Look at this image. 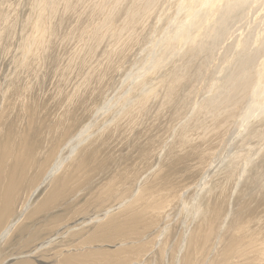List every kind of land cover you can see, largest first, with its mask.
Here are the masks:
<instances>
[{"label":"rangeland","instance_id":"rangeland-1","mask_svg":"<svg viewBox=\"0 0 264 264\" xmlns=\"http://www.w3.org/2000/svg\"><path fill=\"white\" fill-rule=\"evenodd\" d=\"M64 1L66 3H63ZM74 1L75 0H0V144L4 147V138L7 136L6 133L9 128L11 130L8 132V135H11V137L14 136V139H12L11 142L12 148L10 147V152L7 151L5 154L3 151L4 148L0 146V156H2V160L4 162L3 165H0V169L3 170L0 173V178L2 179V181L0 180V203L3 204L6 201L8 192V188L6 187L9 186L4 185L8 183L6 180L11 178L10 172H13L12 169L15 170V173L23 174V170L25 168H22L20 162L23 164V162H26L27 160L15 163L16 160L14 161V158L16 157V150H19V148L24 146L27 150L26 154L29 156L31 153L32 156L33 152L36 151L37 154L35 155H37V159L39 157V162H37L38 164L43 161L45 154L52 153V156H54L52 157L54 161L52 160L45 171L40 174L41 176L39 177V180L38 178L32 179L31 176H34L33 174L26 178L25 185L27 187L24 185L21 188L19 195L15 199L13 205L14 207L12 208L8 206L0 210V264H109L114 261V264H139V262H142L143 264H174L173 256L177 254L176 246L184 237L187 236L188 240L191 234L190 231L194 230L195 227L197 232L203 234L200 237L202 245L208 244L210 241V245L208 246L210 252L207 254L208 259L205 261V264L211 262V256H213L214 249L218 244L217 238L220 237V226H217L216 229L209 225L208 228L209 223L206 221V218L203 219L205 217L203 216L204 214L207 215L211 213L212 204H208V202L213 201V203L221 209V221L218 225H221L223 220V222H226L227 226L231 220L233 221L235 219L233 221L234 224L236 219H238L237 217L240 218V216H242L239 214L244 213L246 210L247 213L254 211L259 213L256 205L260 200H262L261 202H264L263 192L257 191L256 189L250 194L242 191L245 185L244 181H242L243 173L238 174L237 180H234V182L229 179L236 173V171L232 168L236 166L239 157H244L243 163L246 164L250 158L252 160L257 159L260 155L259 152H261L264 148V70H262L264 69V0H244V2L243 0H240L238 4L230 5L232 9L226 5L227 3L225 0ZM122 1H125V3ZM72 2L74 3L72 4ZM76 3L77 5H75ZM217 3L221 8L217 6V8L214 9ZM61 4L63 5V8ZM58 5L61 6L59 7ZM212 5L215 6L213 7ZM224 5H226V7ZM245 5L247 6L245 7ZM55 7L57 8L53 9ZM70 7L72 10L74 9V12L70 10ZM222 7H225L224 10ZM227 7H229L228 10ZM218 8L219 11H221L220 9L223 11L219 13ZM200 10L205 11L202 13ZM225 10H227V15ZM229 10L232 12H235L236 10L237 13H232ZM198 11L201 13H198ZM223 13L226 16H223ZM164 14L166 16H164ZM241 14L244 17H242ZM63 17H68L69 19L65 20ZM150 18L153 21H151ZM193 18L199 21V24ZM228 18L231 19L229 20ZM152 22L155 26L151 24ZM132 23H134L137 28L132 26ZM138 23H141V25ZM163 23L166 25L164 26ZM229 24H233V26L231 25L233 28ZM148 25L150 27H148ZM159 25H161L160 28H158ZM187 25L191 26L188 27ZM203 25L206 26L204 27ZM166 26L170 27L167 28ZM131 27L133 28L131 29ZM219 27L223 28L221 29ZM139 28H142L143 30H140ZM156 28H158L157 31ZM134 29L138 31L134 32ZM149 29L153 32V34L150 33ZM203 29L204 32L202 33ZM216 29H218L217 32ZM146 30H149V32L147 31L149 34ZM209 30L212 32V35ZM232 30L233 32H231ZM181 31H183V33ZM159 32L161 33L159 34ZM124 33L125 36H123ZM220 34L223 35L225 40ZM128 35H131V37ZM140 38H143L144 40H140ZM227 38L231 40L228 42ZM121 39L128 46L123 43ZM146 40H149L150 42L152 41L151 43L153 44L147 42ZM175 41H177V44ZM144 42H147V44ZM182 43L190 46H186L185 44L182 45ZM170 45H173V47ZM180 45L182 46L180 47ZM191 46L192 48H189ZM149 48H153V50ZM148 50L152 53L150 54ZM230 50L231 55H229ZM220 51L222 53H220ZM173 52L175 54H172ZM177 52L179 53L177 54ZM183 53L184 55L186 53L184 58ZM244 53L247 56H251V58L248 57L249 59H247V56L244 57ZM154 54L156 55L154 56ZM169 54L174 56H169ZM124 55L127 57H123ZM145 55L146 57H144ZM168 57L171 58V60H168ZM252 57L256 59L254 60ZM250 59H253L254 62ZM217 60L218 62H216ZM225 60L228 63L225 62ZM249 60L251 62H249ZM173 64H176V66ZM228 64H230V66H227ZM252 65H255L256 67H253ZM258 65H260L261 68H259ZM239 66H241V68ZM169 67L173 68L170 69ZM220 67H224L225 69H221ZM195 68L197 69V72H194ZM185 69L187 71H185ZM165 72H168V74H165ZM217 73L220 75L217 76ZM222 73L224 74L222 75ZM169 74H171V76H169ZM228 74L229 76H227ZM254 74H257L256 78L254 77ZM148 75H150V77ZM103 76L106 78L111 76L112 78L108 77V79H106L103 78ZM220 76H223V78ZM257 76L260 77L258 78ZM151 77L153 81L151 80ZM163 77L165 78V81L163 80ZM107 80L111 83L109 82L107 84ZM246 81L248 83H246ZM192 83L195 84L193 85ZM254 83L260 89L254 86ZM143 85L144 87L146 86V91L143 89ZM159 86H161V88H159ZM251 87H253V89ZM136 88L144 91L141 90L140 92ZM162 88L165 95L162 92ZM135 89L139 92L136 93ZM156 89H158L159 93ZM174 90L178 91L175 92ZM155 91L158 94L155 93ZM167 91L171 92V95H174L171 99H169L168 102L170 103H182L188 96L192 99V102H189L191 104L188 103L186 106L183 105L184 108L182 106L176 107L179 112L182 108L183 111L181 113V117L178 118V121L180 118L181 120L176 123L172 129L165 125L166 121L170 117V110L161 120H159V118H153L158 111L157 108L159 107L162 97L167 96ZM175 93H177V95H175ZM248 93L249 95L247 97ZM100 94H102V96ZM140 95L142 96L141 98ZM242 95L247 98L242 99ZM195 99H198L199 101L197 100L196 102ZM74 102L76 104H74ZM153 102H156V104ZM230 102L231 104L233 103L231 106L228 105ZM26 103H28V105H26ZM138 103L139 105H137ZM127 106L133 110L126 108ZM29 108L35 109V113H37V117L31 125L29 123L31 122L28 111ZM71 108L75 109L72 110ZM77 108H79V110H77ZM248 109L249 113H246L248 112ZM71 110L72 113L69 112ZM109 111H111V113H109ZM123 112L127 115L125 116ZM128 112H130V114ZM147 112H149L151 116H149V113ZM137 113L139 115H137ZM192 113H194V115ZM21 114L23 117L21 116L22 119L20 121L19 117ZM112 114H116L114 115L116 116V119L113 118L114 116ZM217 114H220V116L216 117ZM133 117L143 119L139 120V118H134L133 123ZM151 117L152 119L149 120ZM185 118L187 122L185 121ZM118 119L123 120H120L119 122ZM128 119L130 120L127 121ZM147 120L151 122L147 124ZM88 121L90 124H88ZM140 121L143 122V125ZM181 121H184V123L179 125ZM144 122L148 126L144 125ZM15 123H17L18 126H16L17 124ZM25 124L28 126H25ZM251 126H256V128L247 137L245 131H247V129ZM17 130H20V133ZM88 130L91 133H89ZM3 131L5 134H2ZM16 133L19 134L16 135ZM40 133L43 134V136L40 135ZM179 134H183L186 140L190 139L192 136L200 138V147L201 149L205 148V151L203 152L202 157H198L195 160L198 162L197 164L195 161L192 163L187 161L186 158H183L181 152L175 151L176 137L180 136ZM39 135L41 137L38 138L37 136ZM149 135V139H152V142L148 139ZM214 135L216 136L214 137ZM23 138L24 141H27L24 142ZM48 140L51 142L48 143ZM220 140L224 145H222ZM31 142L32 144H29ZM252 142L256 143L253 144ZM241 143H243V147H240ZM218 144L221 145L218 146ZM36 145L39 146L37 147ZM41 145L44 147V150ZM54 145H58V148ZM222 148L226 149V151ZM130 149L133 150L131 151ZM217 149H219L220 153H218ZM211 152L213 153L211 154ZM77 158L79 159L76 160ZM84 160L86 162L81 165ZM175 161H179L180 164H182L178 166L174 165V167L171 166L169 168L172 171V174L169 177L171 187L166 185L167 179H165L162 182H158L157 186L159 184L161 186L157 191L148 193L143 199L138 201L142 202V206L147 207L145 218L147 219L148 216L151 217L150 219H147L148 221L151 220L150 222L145 219V221L142 220L144 222H142L143 225L138 234L132 229H128L125 232L118 234L115 231L112 232L110 228H107V218L109 215L113 214V211L116 210V206L121 204L127 206L129 202L131 203L134 199H137L136 197L138 196V192H140L145 186L151 184V182H154V177L157 175L159 170H161L165 165L173 164ZM58 162L60 163L56 166ZM229 163L233 164L229 166ZM80 165L81 167H86V171L84 172L86 174V181L84 180V173L80 176ZM156 166L158 167L155 168ZM211 166L217 167V170H223L228 174V177L224 176V178L215 182L214 176L222 174L223 171H218V173L211 175ZM53 168H56L57 170L48 180H46L48 176L46 173H49L50 169ZM73 170L76 171V176L80 178L75 179L69 185L70 189L64 191V189L54 186L56 185L55 180ZM4 171L6 172L5 174L3 173ZM207 173L211 176L208 178L204 186L200 187L199 184ZM229 173L232 174L229 175ZM149 175L151 178H149ZM15 178H17V175H15ZM150 179H153V181ZM125 180H127V182ZM210 181H212V183ZM163 182L164 185L161 184ZM133 183L134 185H132ZM39 184L40 187H38ZM189 185L192 186L189 187ZM202 188L203 190L197 193V190ZM194 190L196 194L194 193ZM242 192L244 195H242ZM127 196L128 198H126ZM196 199L198 201H196ZM184 201L186 202L184 203ZM188 204L190 205L188 206ZM150 208L153 209V212ZM122 209L116 210L115 212H120ZM143 209H145V207H137L138 212L143 211ZM123 213L125 216L128 215L127 212ZM148 213H152V215H149ZM163 214L164 216H170H166L169 217L166 218ZM228 214L231 216L224 221ZM173 219L174 221L172 222ZM179 220L182 222L185 220L186 222H183L185 225L182 226V222L180 223ZM193 221L194 223H192ZM164 223L167 225L165 226ZM150 224L152 226H150ZM17 225H20V227ZM159 226H163V228H165L160 230L161 227L159 228ZM172 226H174V228ZM152 227H155V229ZM143 228L146 232H144ZM170 229H172V232ZM176 229H178L179 232ZM166 231H169L168 233L170 234ZM206 231L209 233L207 234ZM153 232L159 234L155 235ZM3 234L4 237H2ZM138 235H140V237ZM164 236L168 237L165 239ZM168 238L173 239L169 240ZM162 241H167L166 243H169L168 245L166 243L164 245ZM159 247L161 248L159 249ZM164 250L166 252H164ZM86 253L90 256H85ZM123 253L124 255H122ZM165 253L167 254V259ZM158 256L163 261H160ZM131 257L133 260H131ZM140 258L142 260H140ZM145 259H149L150 261L147 260L146 262L148 263H145ZM26 261L28 262L26 263Z\"/></svg>","mask_w":264,"mask_h":264},{"label":"bare ground","instance_id":"bare-ground-1","mask_svg":"<svg viewBox=\"0 0 264 264\" xmlns=\"http://www.w3.org/2000/svg\"><path fill=\"white\" fill-rule=\"evenodd\" d=\"M75 1H77V0H75ZM74 1V2H75ZM154 1V0H153ZM182 1V0H181ZM196 1V0H195ZM200 1V0H199ZM198 1V2H199ZM203 1H205V0H203ZM208 1V0H207ZM220 1V0H219ZM226 1V5L227 6H229L230 7V5H235V4H238V2L240 1V0H225ZM247 1V0H246ZM57 2V1H56ZM60 2V1H59ZM68 2H70V1H68ZM74 2H72V4L74 3ZM78 2V1H77ZM122 2H124L125 3V1H122ZM140 2V1H139ZM178 2V1H177ZM197 2V3H198ZM243 2H244V0H243ZM63 3H66L65 1L63 2ZM183 3H184V1H183ZM223 3H225V2H223ZM55 4H57V3H55ZM54 4V5H55ZM87 4V3H86ZM161 4V3H160ZM169 4V3H168ZM200 4V3H199ZM204 4V3H203ZM212 4H214V3H212ZM220 4V3H219ZM222 4V3H221ZM62 5V4H61ZM60 5V6H61ZM64 5H66V4H64ZM75 5H77V3L75 4ZM126 5V4H125ZM171 5H172V3H171ZM226 5H224L225 7H226ZM56 6V5H55ZM59 6V5H58ZM59 6V7H60ZM128 6V5H127ZM126 6V7H127ZM132 6V5H131ZM136 6V5H135ZM177 6H178V4H177ZM205 6V5H204ZM213 6V5H212ZM215 6V5H214ZM213 6V7H214ZM217 6L218 7H220L219 5H218V3H217V5L214 7V9L215 8H217ZM247 5H245V7H246ZM13 7H14V5H13ZM58 7V8H59ZM73 7V6H72ZM133 7V6H132ZM139 7H140V5H139ZM171 7V6H170ZM173 7H175V6H173ZM224 7V8H225ZM229 7H227V10L229 9ZM232 7H235V6H232ZM263 7V6H262ZM57 7H55V8H53V9H56ZM62 8H63V5H62ZM128 8H129V6H128ZM177 8H179V7H177ZM194 8V7H193ZM209 8V7H208ZM210 8H211V5H210ZM209 8V9H210ZM221 8V7H220ZM223 8V7H222ZM224 8H223V10H224ZM231 8V7H230ZM248 8V7H247ZM79 9H80V7H79ZM145 9V8H144ZM208 9V10H209ZM213 9V8H212ZM232 9V8H231ZM240 9V8H239ZM250 9V8H249ZM70 10L71 11H73L72 9H71V7H70ZM195 10V9H194ZM221 11H223L222 9H220ZM227 10H225V12L227 11ZM259 10V9H258ZM54 11V10H53ZM58 11H59V9H58ZM176 11V10H175ZM201 11V10H200ZM205 11V10H204ZM204 11H201L202 13H204ZM210 11V10H209ZM213 11V10H212ZM218 11H219V8H218ZM221 11H219V13L221 12ZM230 11V10H229ZM247 11L249 12V10L247 9ZM24 12V11H23ZM74 12V11H73ZM78 12V11H77ZM141 12H142V9H141ZM144 12V11H143ZM192 12V11H191ZM193 12H195V11H193ZM201 12H199L198 11V13H201ZM230 12H232V11H230ZM235 12H236V10H235ZM235 12H232V13H235ZM261 12V11H260ZM69 13V12H68ZM137 13V12H136ZM216 13V12H215ZM237 13V12H236ZM252 13V12H251ZM135 14V13H134ZM147 14V13H146ZM172 14H173V12H172ZM195 14V13H194ZM194 14H192V15H194ZM246 14V13H245ZM75 15H76V13H75ZM200 15V14H199ZM207 15H208V12H207ZM206 15V16H207ZM226 15H227V12H226ZM224 13H223V16H226ZM228 15H232V14H228ZM236 15V14H235ZM77 16V15H76ZM137 16V15H136ZM164 16H166L165 14H164ZM169 16V15H168ZM173 16V15H172ZM201 16V15H200ZM210 16H211V14H210ZM241 16L242 17H244L242 14H241ZM249 16V15H248ZM70 17V16H69ZM139 17V16H138ZM141 17V16H140ZM170 17V16H169ZM218 17V16H217ZM236 17V16H235ZM241 17V18H242ZM63 18H65V17H63ZM181 18V17H180ZM208 18V17H207ZM211 18V17H210ZM223 18H226V17H223ZM233 18V17H232ZM66 19H69L68 17L67 18H65V20ZM117 19V18H116ZM141 19H142V17H141ZM147 19H149V18H147ZM170 19H171V17H170ZM169 19V20H170ZM194 19V18H193ZM201 19V18H200ZM212 19V18H211ZM229 20L231 19V18H228ZM238 19V18H237ZM75 20V19H74ZM150 20L151 21H153L151 18H150ZM192 20V19H191ZM194 20H196V19H194ZM233 20V19H232ZM231 20V21H232ZM143 21H146V20H143ZM167 21V20H166ZM180 21V20H179ZM197 21V20H196ZM195 21V22H196ZM208 21V20H207ZM216 21V20H215ZM198 22V24H199V21H197ZM217 22V21H216ZM144 23V22H143ZM166 23V22H165ZM192 23H194V22H192ZM191 23V24H192ZM204 23V22H203ZM225 23V22H224ZM251 23V22H250ZM21 24V23H20ZM139 25H141V23H138ZM137 24V25H138ZM151 24H153V22L151 23ZM164 24V23H163ZM162 24V25H163ZM170 24V23H169ZM172 24V23H171ZM205 24V23H204ZM220 24V23H219ZM234 24V23H233ZM233 24H231L232 26H233ZM7 25V24H6ZM129 25V24H128ZM154 25V24H153ZM166 24H164V26H165ZM202 25V24H201ZM206 25H207V23H206ZM205 25V26H206ZM214 25H215V23H214ZM230 25V24H229ZM230 25V26H231ZM130 26V25H129ZM132 26H135L136 27V25H134V23H132ZM155 26V25H154ZM160 26L161 25H159L158 26V28H160ZM172 26V25H171ZM182 26V25H181ZM183 26H184V24H183ZM188 26V25H187ZM191 26V25H190ZM190 26H188V27H190ZM197 26V25H196ZM199 26V25H198ZM204 26V25H203ZM204 26V27H205ZM231 26V27H232ZM148 27H150L149 25H148ZM167 27V26H166ZM168 27H170V26H168ZM167 27V28H168ZM179 27V26H178ZM116 28V27H115ZM133 27H131V29H132ZM137 28V27H136ZM158 28H156V31L158 30ZM200 28V27H199ZM201 28H203V27H201ZM219 28H221V27H219ZM218 28V29H219ZM223 28V27H222ZM221 28V29H222ZM229 28V27H228ZM233 28V27H232ZM243 28V27H242ZM123 29H125V28H123ZM140 29V28H139ZM142 29V28H141ZM140 29V30H141ZM182 29H184V28H182ZM188 29V28H187ZM207 29V28H206ZM218 29H216V32H217V30ZM220 29V30H221ZM235 29V28H234ZM233 29V30H234ZM143 30V29H142ZM150 30V29H149ZM149 30H146V32L148 31L149 32ZM155 30V29H154ZM165 30V29H164ZM168 30V29H167ZM170 30V29H169ZM208 30V29H207ZM207 30H205V31H207ZM212 31H213V29H211ZM233 30L231 31V32H233ZM255 30V29H254ZM135 31H138V30H135L134 29V32ZM156 31H154V32H156ZM185 31H186V29H185ZM188 31V30H187ZM195 31V30H194ZM197 31V30H196ZM210 31V30H209ZM224 31V30H223ZM237 31V30H236ZM249 31V30H248ZM139 32H141V31H139ZM147 32V33H148ZM182 33H183V31H181ZM204 32V29H203V31H202V33ZM211 32V31H210ZM213 32H215V31H213ZM221 32H222V30H221ZM225 32H226V30H225ZM249 32H251V31H249ZM141 33H143V32H141ZM150 33H152L153 34V32H151V30H150ZM161 32H159V34H160ZM187 33V32H186ZM189 33V32H188ZM193 33H197V32H193ZM199 33V32H198ZM201 33V32H200ZM219 33V32H218ZM127 34V33H126ZM138 34V33H137ZM140 34V33H139ZM144 34H145V32H144ZM149 34V33H148ZM173 34H176V33H173ZM210 34V33H209ZM208 34V35H209ZM221 34H223V33H221ZM220 34V35H221ZM237 34V33H236ZM239 34V33H238ZM111 35V34H110ZM165 35V34H164ZM185 35V34H184ZM195 35V34H194ZM211 35H212V32H211ZM214 35V34H213ZM224 35V34H223ZM223 35H221V37L222 38H224L223 37ZM123 36H125V33H124V35ZM129 36V35H128ZM128 36H127V38H128ZM225 36H227V35H225ZM231 36V35H230ZM129 37H131V35L129 36ZM148 37V36H147ZM161 37V36H160ZM196 37V36H195ZM212 37V36H211ZM237 37V36H236ZM240 37V36H239ZM111 38L113 39V37L111 36ZM119 38H120V36H119ZM122 38V37H121ZM126 38V37H125ZM151 38V37H150ZM159 38V37H158ZM167 38V37H166ZM173 38V37H172ZM178 38H180V37H178ZM188 38V37H187ZM252 38V37H251ZM123 39V38H122ZM122 39H121V41H122ZM133 39V38H132ZM141 39H143V38H140V40ZM160 39V38H159ZM182 39H184V38H182ZM193 39V38H192ZM221 39V38H220ZM228 39V38H227ZM240 39V38H239ZM117 40V39H116ZM119 40V39H118ZM144 40V39H143ZM155 40H157V39H155ZM172 40H174V39H172ZM224 40H225V38H224ZM229 40H231V39H228V42H229ZM129 41V40H128ZM147 42H150L149 40H146ZM160 41V40H159ZM191 41H193V40H191ZM261 41V40H260ZM123 42V41H122ZM133 42V41H132ZM143 42V41H142ZM147 42L145 43V44H147ZM152 42V41H151ZM150 42V43H151ZM164 42H166V41H164ZM169 42V41H168ZM178 42H179V40H178ZM186 42V41H185ZM189 42V41H188ZM123 43H125V42H123ZM172 43V42H171ZM175 43L177 44V41H175ZM190 43H192V42H190ZM222 43V42H221ZM126 44V43H125ZM124 44V45H125ZM129 44V43H128ZM144 44V45H145ZM151 44H153V43H151ZM157 44V43H156ZM163 44H165V43H163ZM179 44V43H178ZM185 44V43H184ZM183 43H182V45H184ZM225 44V43H224ZM127 45V44H126ZM137 45H139V44H137ZM141 45H143V44H141ZM148 45H149V43H148ZM166 45V44H165ZM168 45V44H167ZM182 45H180V47L182 46ZM186 45V44H185ZM229 45V44H228ZM128 46V45H127ZM130 46V45H129ZM132 46V45H131ZM135 46V45H134ZM147 46V45H146ZM152 46V45H151ZM162 46V45H161ZM164 46V45H163ZM169 46V45H168ZM170 46H172L173 47V45H170ZM186 46H190V45H186ZM225 46H227V45H225ZM123 47V46H122ZM135 47H137V46H135ZM150 47V46H149ZM177 47L179 48V46L177 45ZM216 47V46H215ZM221 47H223V46H221ZM228 47H230V46H228ZM124 48V47H123ZM167 48H169V47H167ZM177 48V50L179 51V49ZM186 48V47H185ZM189 48H192V46L191 47H189ZM225 48V47H224ZM245 48V47H244ZM131 49V48H130ZM141 49V48H140ZM149 49H152L153 50V48H149ZM171 49V48H170ZM173 49V48H172ZM216 49V48H215ZM228 49V48H227ZM246 49V48H245ZM119 50V49H118ZM154 50H156V49H154ZM183 50H184V48H183ZM219 50V49H218ZM217 50V51H218ZM224 50H226V49H224ZM237 50V49H236ZM264 50V49H263ZM49 51V50H48ZM51 51V50H50ZM122 51V50H121ZM125 51V50H124ZM142 51V50H141ZM149 51V50H148ZM147 51V52H148ZM159 51V50H158ZM175 51H176V49H175ZM192 51V50H191ZM216 51V52H217ZM246 51V50H245ZM255 51V50H254ZM126 52H127V50H126ZM219 52V51H218ZM217 52V53H218ZM226 52V51H225ZM262 52V51H261ZM121 53V52H120ZM120 53H118L119 55H120ZM149 53L151 54L152 52H150L149 51ZM179 52H177V54H178ZM189 53V52H188ZM220 53H222L221 51H220ZM241 53V52H240ZM255 53H257V52H255ZM128 54V53H127ZM126 54V55H127ZM147 54V53H146ZM172 54H175L174 52L172 53ZM172 54H169V56L170 55H172ZM242 54V53H241ZM247 54V53H246ZM259 54V53H258ZM264 54V53H263ZM126 55H124L123 57H125ZM134 55V54H133ZM156 54H154V56H155ZM164 55V54H163ZM183 55H184V53H183ZM185 55H186V53H185ZM185 55L183 56V58L185 57ZM188 55V54H187ZM229 55H231V50H230V52H229ZM260 55V54H259ZM262 55V54H261ZM120 56H122V55H120ZM136 56V55H135ZM159 56V55H158ZM172 56H174V55H172ZM176 56V55H175ZM182 56V55H181ZM247 55H245V53H244V57H246ZM263 56V55H262ZM261 56V57H262ZM127 57V56H126ZM125 57V58H126ZM144 57H146V55L144 56ZM160 57V56H159ZM166 57V56H165ZM217 57H219V56H217ZM223 57H225V56H223ZM227 57H229V56H227ZM248 57H250L251 58V56H247L246 58L247 59H249ZM132 58V57H131ZM138 58H142V57H138ZM148 58H150V57H148ZM182 58V57H181ZM212 58V57H211ZM243 58V57H242ZM253 59H254V57H252ZM135 59V58H134ZM145 59V58H144ZM143 59V60H144ZM147 59V58H146ZM168 60L170 59L171 60V58H167ZM224 59H226V58H224ZM233 59V58H232ZM236 59H238V58H236ZM251 60V61H253L254 62V60L256 59H254V60ZM135 60H137V59H135ZM184 60V59H183ZM207 60V59H206ZM238 60H240V59H238ZM243 60V59H242ZM249 60V62H251ZM82 61V60H81ZM142 61V60H141ZM140 61V62H141ZM181 61H182V59H181ZM229 61V60H228ZM245 61V60H244ZM146 62H148V61H146ZM151 62V61H150ZM216 62H218V60L216 61ZM225 62H227L226 60H225ZM229 62H231V61H229ZM259 62V61H258ZM82 63V62H81ZM155 63V62H154ZM165 63H166V61H165ZM174 63H175V61H174ZM214 63V62H213ZM228 63V62H227ZM226 63V64H227ZM256 63V62H255ZM144 64V63H143ZM177 64V63H176ZM176 64H173L174 66H176ZM215 64V63H214ZM232 64V63H231ZM248 64H252V63H248ZM257 64H259V63H257ZM141 65V64H140ZM178 65V64H177ZM213 65V64H212ZM224 65V64H223ZM223 65H221V66H223ZM233 65V64H232ZM244 65V64H243ZM242 65V66H243ZM146 66V65H145ZM171 66V65H170ZM227 66H230V64H228ZM253 66V65H252ZM259 66V68H261L260 67V65H258ZM232 67V66H231ZM230 67V68H231ZM240 68H241V66H239ZM253 67H256L255 65L253 66ZM161 68V67H160ZM167 68V67H166ZM170 68V67H169ZM171 68H173V67H171ZM170 68V69H171ZM181 68V67H180ZM221 68V67H220ZM224 68V67H223ZM223 68H221V69H223ZM228 68V67H227ZM246 68V67H245ZM258 68V67H257ZM263 68H264V66H263ZM169 69V70H170ZM182 69V68H181ZM225 69V68H224ZM233 69V68H232ZM247 69V68H246ZM251 69V68H250ZM254 69V68H253ZM166 70V69H165ZM227 70V69H226ZM229 70V69H228ZM231 70V69H230ZM244 71H246L245 69H243ZM243 70H241V71H243ZM262 70H264V69H262ZM171 71V70H170ZM169 71V72H170ZM185 71H187L186 69H185ZM189 71V70H188ZM194 71V70H193ZM210 71V70H209ZM253 71V70H252ZM259 71V70H258ZM108 72V71H107ZM178 72V71H177ZM194 72H197V69L195 68V71ZM213 72V71H212ZM220 72V71H219ZM218 72V73H219ZM232 72H233V70H232ZM254 72H256V71H254ZM261 72V71H260ZM159 73V72H158ZM173 73V72H172ZM171 73V74H172ZM179 73V72H178ZM216 74L217 76L218 75H220V74ZM224 73H226V72H224ZM224 73H222V75L224 74ZM229 73V72H228ZM235 73V72H234ZM252 73V72H251ZM107 74V73H106ZM156 74V73H155ZM165 74H168V72H165ZM171 74H169V76H171ZM245 74V73H244ZM253 74V73H252ZM260 74V73H259ZM94 75V74H93ZM114 75V74H113ZM151 75V74H150ZM150 75H148L149 77H150ZM198 75V74H197ZM215 75V76H216ZM246 75V74H245ZM255 75V74H254ZM257 75V74H256ZM256 75L254 76L255 78H256ZM104 76H106V75H104ZM103 76V78H106V77H104ZM160 76V75H159ZM181 76V75H180ZM202 76V75H201ZM205 76V75H204ZM227 76H229V74L227 75ZM239 76H241V75H239ZM264 76V75H263ZM108 77H111V76H108ZM108 77L106 78V79H108ZM206 77H207V75H206ZM220 77H222L223 78V76H220ZM232 77V76H231ZM242 77V76H241ZM244 77V76H243ZM258 78L260 77V76H257ZM91 78V77H90ZM101 78H102V76H101ZM100 78V79H101ZM112 78V77H111ZM158 78V77H157ZM157 78H156V80H157ZM167 78V77H166ZM172 78H173V76H172ZM225 78V77H224ZM233 78V77H232ZM234 78H235V76H234ZM237 78V77H236ZM264 78V77H263ZM106 79H105V81H106ZM159 79V78H158ZM179 79V78H178ZM182 79H184V78H182ZM195 79V78H194ZM102 80V79H101ZM110 80V79H109ZM151 80H152V77H151ZM159 80H161V79H159ZM163 80L165 81V78L163 77ZM162 80V81H163ZM181 80V79H180ZM222 80V79H221ZM239 80V79H238ZM259 80V79H258ZM103 81H104V79H103ZM111 81V80H110ZM109 81V82H110ZM146 81V80H145ZM148 81V80H147ZM153 81V80H152ZM169 81H171V80H169ZM189 81V80H188ZM206 81V80H205ZM210 81V80H209ZM212 81V80H211ZM228 81V80H227ZM243 81V80H242ZM102 82V81H101ZM100 82V83H101ZM108 82V80H107V84L109 83ZM149 82H150V80H149ZM148 82V83H149ZM167 82V81H166ZM172 82V81H171ZM187 82V81H186ZM218 82V81H217ZM236 82H238V81H236ZM250 82H252V81H250ZM106 83H104V84H106ZM111 83V82H110ZM141 83V82H140ZM147 83V82H146ZM174 83V82H173ZM246 83H248L247 81H246ZM106 84V85H107ZM144 84V83H143ZM150 84V83H149ZM193 84V83H192ZM195 84V83H194ZM193 84V85H194ZM255 84V83H254ZM105 85V86H106ZM110 85V84H109ZM144 85H147V84H144ZM144 85L142 86V87H144ZM172 85V84H171ZM177 85V84H176ZM203 85V84H202ZM250 85V84H249ZM260 85V84H259ZM148 86V85H147ZM152 86V85H151ZM167 86V85H166ZM173 86V85H172ZM171 86V87H172ZM253 86V85H252ZM254 86H256V87H258L256 84L254 85ZM86 87H87V84H86ZM86 87H84V88H86ZM110 87V86H109ZM146 87V86H145ZM145 87L143 88L144 90H145ZM171 87H169V88H171ZM177 87V86H176ZM221 87V86H220ZM80 88H81V86H80ZM79 88V89H80ZM89 88V87H88ZM138 88H140V87H138ZM138 88H136V89H138ZM147 88H149V87H147ZM158 88V87H157ZM159 88H161V86H159ZM179 88V87H178ZM252 89H253V87H251ZM250 88V89H251ZM259 88V87H258ZM103 89H105V88H103ZM110 89V88H109ZM124 89V88H123ZM136 89H135V92L137 93V92H141V90H137L136 91ZM165 89V88H164ZM176 89V88H175ZM186 89V88H185ZM199 89V88H198ZM260 89V88H259ZM262 89V88H261ZM81 90H83V89H81ZM88 90V89H87ZM144 90H142V91H144ZM157 90V92H158V89H156ZM167 90H169V89H167ZM172 90V89H171ZM258 90V89H257ZM84 91H86V90H84ZM146 91V90H145ZM147 91H149V90H147ZM164 91H166V90H164ZM175 91V90H174ZM173 91V92H174ZM178 91V90H177ZM177 91H175V92H177ZM199 91V90H198ZM256 91V90H255ZM264 91V90H263ZM4 92V91H3ZM154 92V91H153ZM156 91H155V93H157ZM162 92H163V88H162ZM168 92V91H167ZM186 92V91H185ZM193 92V91H192ZM262 92V91H261ZM101 93V92H100ZM144 93V92H143ZM145 93H147V92H145ZM159 93V92H158ZM157 93V94H158ZM160 93H161V90H160ZM181 93V92H180ZM187 93V92H186ZM107 94H109V93H107ZM139 94H142V93H139ZM147 94H149V93H147ZM152 94V93H151ZM154 94V93H153ZM163 94H164V92H163ZM192 94V93H191ZM208 94V93H207ZM259 94V93H258ZM101 96H102V94H100ZM116 95V94H115ZM132 95H135V94H132ZM165 95V94H164ZM163 95V96H164ZM167 96H165V97H162V99H161V101H160V103H159V107L157 108V112H156V114L153 116V118L154 119H156V118H159V120H161V119H163L164 118V116L169 112V110H170V117H169V119L166 121V123H165V125L167 126V127H170L171 129L175 126V124L176 123H178L180 120H181V118H180V120L178 121V118L179 117H181V113H182V109L184 108L183 107V105L184 106H186V104H188L190 101L192 102V99L190 98V96H188L187 98H186V100L185 101H183L182 103H178V102H176V103H170V102H168L169 101V99H171L174 95H171V92H168L167 94H166ZM175 95H177V93H175ZM181 95V94H180ZM179 95V96H180ZM194 95V94H193ZM248 95H249V93L247 94V97H248ZM261 95V94H260ZM119 96V95H118ZM137 96V95H136ZM139 96V95H138ZM80 97H81V95H80ZM142 96L140 95V98H141ZM178 97V96H177ZM185 97V96H184ZM197 97V96H196ZM246 96H244V95H242L241 96V98L242 99H246L247 98ZM263 97V96H262ZM175 98V97H174ZM180 98V97H179ZM183 98V97H182ZM199 98V97H198ZM261 98V97H260ZM264 98V97H263ZM134 99V98H133ZM159 99V98H158ZM194 99V98H193ZM227 99V98H226ZM131 100V99H130ZM135 100V99H134ZM138 100V99H137ZM197 100L198 99H195V101L197 102ZM239 100H240V96H239ZM259 100V99H258ZM72 101V100H71ZM128 101V100H127ZM139 101V100H138ZM141 101V100H140ZM159 101V100H158ZM194 101V102H195ZM199 101V100H198ZM204 101V100H203ZM31 102V101H30ZM61 102V101H60ZM137 102V101H136ZM142 102V101H141ZM148 102H149V100H148ZM147 102V103H148ZM195 102V103H196ZM238 102V101H237ZM257 102V101H256ZM83 103V102H82ZM125 103H126V101H125ZM124 103V104H125ZM129 103V102H128ZM127 103V104H128ZM154 103V102H153ZM74 104H76L75 102H74ZM126 104V105H127ZM149 104V103H148ZM154 104H156V102L154 103ZM189 104H191V103H189ZM233 104V103H232ZM231 104V102L228 104L229 106H231L232 105ZM26 105H28V103H26ZM79 105V104H78ZM129 105V104H128ZM137 105H139V103L137 104ZM25 106V105H24ZM31 106V105H30ZM69 106V105H68ZM76 106V105H75ZM83 106V105H82ZM125 106V105H124ZM129 106H131V105H129ZM150 106V105H149ZM152 106V105H151ZM178 106H182L183 108L181 109V111L179 112V110H177L176 109V107H178ZM25 107H27V106H25ZM36 107V106H35ZM118 107V106H117ZM146 107V106H145ZM154 107H157V106H154ZM37 108V107H36ZM68 108V107H67ZM126 108H130V107H126ZM125 108V109H126ZM138 108V107H137ZM141 108V107H140ZM196 108V107H195ZM62 109V108H61ZM70 109V108H69ZM72 109V108H71ZM75 109V108H74ZM74 109H72V110H74ZM130 109H132V108H130ZM135 109H136V107H135ZM135 109H134V111H135ZM139 109V108H138ZM25 110V109H24ZM23 110V111H24ZM42 110V109H41ZM66 110V109H65ZM64 110V111H65ZM72 110L71 111H69V112H71L72 113ZM77 110H79V108H77ZM87 110V109H86ZM116 110H119V109H116ZM133 110V109H132ZM29 114H30V119H31V122H29L30 123V125H31V123L32 122H34V119L37 117V113H35V109H31V108H29ZM56 111V110H55ZM63 111V110H62ZM115 111V110H114ZM128 111H130V110H128ZM134 111H132V112H134ZM147 111V110H146ZM145 111V112H146ZM193 111V110H192ZM7 112V111H6ZM37 112H39V111H37ZM51 112V111H50ZM76 112H78V111H76ZM116 112V111H115ZM144 112V111H143ZM142 112V113H143ZM55 113V112H54ZM65 113V112H64ZM75 113V112H74ZM84 113V112H83ZM102 113H103V111H102ZM109 113H111V111H109ZM129 114H130V112H128ZM138 113H139V111H138ZM137 113V115H139ZM147 113H149V112H147ZM146 113V114H147ZM155 113V112H154ZM246 113H249V109H248V112H246ZM14 114H16V113H14ZM17 114H19V113H17ZM51 114V113H50ZM122 114V113H121ZM120 114V115H121ZM123 114H124V112H123ZM128 114V115H129ZM193 115H194V113H192ZM53 115V114H52ZM59 115V114H58ZM57 115V116H58ZM63 115V114H62ZM72 115V114H71ZM113 115V114H112ZM114 115H116V114H114ZM113 115V116H114ZM125 116L127 115V114H124ZM149 116H151V114L149 113L148 114ZM196 115H197V113H196ZM248 115V114H247ZM7 116H9V115H7ZM21 116H22V114L20 115V121H21ZM56 116V117H57ZM74 116V115H73ZM75 116H76V114H75ZM110 116V115H109ZM124 116V117H125ZM145 116V115H144ZM143 116V117H144ZM217 116H220V114H217L216 115V117ZM3 117H4V115H3ZM23 117V116H22ZM64 117V116H63ZM68 117V116H67ZM111 117V116H110ZM132 117V116H131ZM192 117V116H191ZM190 117V118H191ZM202 117V116H201ZM1 118V117H0ZM6 118V117H5ZM15 118V117H14ZM18 118V119H19ZM74 118V117H73ZM79 118V117H78ZM107 118V117H106ZM105 118V119H106ZM114 119H116V116H114L113 117ZM127 118H129V117H127ZM134 118H137V117H133L132 118V121H133V119ZM139 118V117H138ZM137 118V119H138ZM208 118V117H207ZM212 118V117H211ZM12 119V118H11ZM17 119V120H18ZM57 119V118H56ZM102 119V118H101ZM108 119V118H107ZM141 119H143V118H141ZM140 118H139V120H141ZM150 119H152V117L151 118H149V120ZM14 120V119H13ZM17 120H15V121H17ZM59 120V119H58ZM66 120H67V118H66ZM98 120V119H97ZM109 120V119H108ZM120 120H123V119H120ZM120 120L118 119V121L120 122ZM130 119H128L127 121H129ZM158 120V119H157ZM158 120V121H159ZM79 121V120H78ZM132 121H131V123H132ZM148 121V120H147ZM156 121V120H155ZM185 121H186V118H185ZM194 121V120H193ZM206 121V120H205ZM5 122H7V121H5ZM68 122V121H67ZM89 122V121H88ZM115 122V121H114ZM141 122V121H140ZM149 122H151V121H148V123L147 124H149ZM187 122V121H186ZM12 123V122H11ZM14 123V122H13ZM56 123V122H55ZM61 123V122H60ZM64 123V122H63ZM73 123H74V121H73ZM75 123H77V122H75ZM93 123V122H92ZM97 123V122H96ZM106 123V122H105ZM133 123H134V121H133ZM138 123V122H137ZM142 123V125H143V122H141ZM153 123V122H152ZM155 123H157V122H155ZM184 123V121H181L180 123H179V125H181V124H183ZM15 124H17V123H15ZM19 124H20V122H19ZM68 124V123H67ZM80 124V123H79ZM88 124H90V122L88 123ZM95 124V123H94ZM104 124V123H103ZM114 124V123H113ZM124 124V123H123ZM145 122H144V125H147ZM151 124V123H150ZM27 124H25V126H26ZM58 125V124H57ZM62 125V124H61ZM130 125H132V124H130ZM155 125V124H154ZM157 125V124H156ZM215 125V124H214ZM8 126V125H7ZM14 126V125H13ZM12 126V127H13ZM16 126H18V124L16 125ZM28 126V125H27ZM56 126V125H55ZM60 126V125H59ZM62 126H64V125H62ZM87 126V125H86ZM88 126H91V125H88ZM115 126V125H114ZM148 126V125H147ZM159 126V125H158ZM1 127H3V126H1ZM11 127V128H12ZM15 127V126H14ZM78 127V126H77ZM127 127H128V124H127ZM139 127H142V126H139ZM154 127V126H153ZM190 127V126H189ZM7 128H9V127H7ZM28 128V127H27ZM60 128V127H59ZM75 128V127H74ZM136 128V127H135ZM145 128V127H144ZM147 128H150V127H147ZM179 128V127H178ZM181 128V127H180ZM191 128V127H190ZM238 128V127H237ZM236 128V129H237ZM255 128H256V126H251V127H249L248 129H247V131H245L246 132V135H247V137L250 135V133L251 132H253L254 130H255ZM1 129V128H0ZM14 129V128H13ZM34 129V128H33ZM61 129V128H60ZM91 129V128H90ZM127 129V128H126ZM133 129V128H132ZM136 129H138V128H136ZM146 129V128H145ZM145 129H143V130H145ZM151 129H153V128H151ZM194 129V128H193ZM5 130V129H4ZM11 129L9 128V130H7L8 132L10 131ZM20 130H21V128H20ZM19 130V131H20ZM41 130V129H40ZM47 130V129H46ZM92 130V129H91ZM94 130V129H93ZM129 130H131V129H129ZM150 130V129H149ZM246 130V129H245ZM15 131V130H14ZM18 131V130H17ZM18 131V132H19ZM102 131H104V130H102ZM121 131H123V130H121ZM142 131V130H141ZM187 131V130H186ZM8 132L6 133L7 134V136L4 138V147L0 144V146H2L3 148H4V152H5V154H6V152L7 151H9V150H11L10 149V147L12 148V145H11V142H12V139H14L13 137H11V135H8ZM33 132H34V130H33ZM47 132V131H46ZM67 132V131H66ZM66 132H64V133H66ZM70 132V131H69ZM88 132H89V130H88ZM140 132V131H139ZM152 132H153V130H152ZM151 132V133H152ZM179 132V131H178ZM244 132V133H245ZM5 134V132L3 131L2 132V134ZM20 133V132H19ZM18 133V134H19ZM22 133V132H21ZM89 133H91V132H89ZM172 133V132H171ZM199 133V132H198ZM227 133V132H226ZM229 133V132H228ZM243 133V134H244ZM13 134V133H12ZM17 133H16V135H18ZM87 134V133H86ZM126 134V133H125ZM138 134V133H137ZM188 134V133H187ZM195 134V133H194ZM14 135V134H13ZM16 135H15V137H16ZM22 135H24V134H22ZM26 135V134H25ZM40 135H42L43 136V134H41L40 133ZM37 136L38 138L39 137H41V136ZM47 135H49V134H47ZM51 135V134H50ZM91 135V134H90ZM129 135V134H128ZM127 135V136H128ZM136 135V134H135ZM180 136H178V137H176V146H175V148H176V152H181V154L183 155V158H186L187 159V161H189V162H193V161H195L198 157H202L203 156V152L205 151V148H203V149H201V147H200V142H201V140H200V138H197L196 136H192L190 139H185V136H183V134H179ZM3 136V135H2ZM27 136V135H26ZM69 136V135H68ZM85 136H87V135H85ZM145 136V135H144ZM165 136V135H164ZM216 135H214V137H215ZM217 136H219V135H217ZM232 136V135H231ZM234 136V135H233ZM252 136V135H251ZM20 137H21V135H20ZM24 137V136H23ZM66 137V136H65ZM88 137V136H87ZM130 137H132V136H130ZM147 137V136H146ZM146 137H143V138H146ZM149 137H150V135L148 136V139H149ZM153 137V136H152ZM214 137H212V138H214ZM244 137V136H243ZM2 138V137H1ZM18 138V137H17ZM24 138H26V137H24ZM24 138H23V141H24ZM28 138V137H27ZM72 138H74V137H72ZM79 138V137H78ZM155 138V137H154ZM153 138V139H154ZM217 138V137H216ZM215 138V139H216ZM259 138H261V137H259ZM90 139V138H89ZM98 139V138H97ZM240 139V138H239ZM238 139V140H239ZM246 139H248V138H246ZM61 140V139H60ZM72 140V139H71ZM142 140V139H141ZM150 140V139H149ZM152 140V139H151ZM150 140V141H151ZM217 140V139H216ZM254 140V139H253ZM264 140V139H263ZM20 141V140H19ZM25 141H27V140H25ZM24 141V142H25ZM41 141V140H40ZM39 141V142H40ZM53 141H55V140H53ZM52 141V142H53ZM74 141H76V140H74ZM79 141H81V140H79ZM90 141H92V140H90ZM90 141H88V142H90ZM148 141V140H147ZM218 141H219V139H218ZM221 141V140H220ZM236 141V140H235ZM240 141H242V140H240ZM260 141V140H259ZM18 142V141H17ZM21 142H22V139H21ZM42 142V141H41ZM48 143L49 142H51L50 140H48L47 141ZM63 142V141H62ZM61 142V143H62ZM139 142V141H138ZM152 142V141H151ZM238 142V141H237ZM18 143H20V142H18ZM26 143H28V142H26ZM44 143V142H43ZM86 143V142H85ZM140 143V142H139ZM220 143V142H219ZM221 143H222V145H224L223 144V142L221 141ZM253 143V142H252ZM256 143V142H255ZM255 143H253V144H255ZM258 143H260V142H258ZM29 144H32V142L31 143H29ZM28 144V145H29ZM42 144V143H41ZM45 144V143H44ZM65 144V143H64ZM91 144V143H90ZM98 144V143H97ZM114 144H116V143H114ZM168 144V143H167ZM229 144V143H228ZM227 144V145H228ZM234 144V143H233ZM237 144H239V143H237ZM34 145V144H33ZM43 145V144H42ZM42 145H41V147H42ZM51 145V144H50ZM81 145H83V144H81ZM165 145V144H164ZM219 145H221V144H218V146ZM226 145V144H225ZM236 145V144H235ZM243 145V143H241V145H240V147ZM14 146V145H13ZM20 146H21V144H20ZM25 146H26V144H25ZM37 146V145H36ZM39 146V145H38ZM37 146V147H38ZM44 146V145H43ZM52 146V145H51ZM54 146H56V145H54ZM84 146H86V145H84ZM118 146V145H117ZM128 146V145H127ZM244 146V145H243ZM242 146V147H243ZM249 146V145H248ZM263 146V145H262ZM45 147V146H44ZM44 147H42L43 148V150H44ZM57 148H58V145L56 146ZM125 147V146H124ZM16 148V147H15ZM52 148V147H51ZM54 148V147H53ZM61 148H63V147H61ZM65 148H66V146H65ZM64 148V149H65ZM212 148V147H211ZM224 148H226V147H224ZM224 148H222V149H224ZM239 148V147H238ZM40 149V148H39ZM54 149H56V148H54ZM214 149V148H213ZM233 149V148H232ZM13 150V149H12ZM15 150V149H14ZM36 150V149H35ZM38 150V149H37ZM70 150V149H69ZM131 151L133 150V149H130ZM212 150V149H211ZM225 151H226V149H224ZM229 150V149H228ZM17 152H15L16 153V157L14 158V161H15V163L16 162H19V161H22V160H27L26 162H23V164H22V162H20V164L22 165V168L23 167H25L24 168V170H23V174H19V173H15V170H13L12 169V171L13 172H10V175H11V178H9L8 180H6L8 183H6L5 184V182H4V186H9V187H6V188H8L7 189V198H6V201H5V203H3V204H1L0 203V210H2V209H4V208H6V207H8V206H10V207H14L13 205H14V202H15V199H16V197L19 195V192L21 191V188L25 185V182H26V178H28V177H30L32 174L34 175V176H31L32 177V179H36V178H38V180H39V177L41 176L40 174L42 173V172H44L45 171V169L48 167V165H50V162L53 160L52 159V157H54V156H52L53 154L52 153H50V154H45L44 155V158H43V161H41L40 162V164H38L37 162H39V157H38V159H37V155H35V154H37L36 153V151L35 152H33V155L31 156V154H30V156L29 155H27L26 154V148L23 146L22 148H19V150H16ZM33 151V150H32ZM32 151H30V152H32ZM40 151V150H39ZM77 151V150H76ZM217 151H218V153H220L219 152V149H217ZM224 151V152H225ZM10 152V151H9ZM13 152V151H12ZM43 152V151H42ZM74 152V151H73ZM171 152H173V151H171ZM213 152H215V151H213ZM213 152H211V154L213 153ZM223 152V151H222ZM221 152V153H222ZM1 153V152H0ZM45 153V152H44ZM216 153V152H215ZM217 153V154H218ZM260 153V155H259V157L257 158V159H255V160H252L251 158L247 161V163L246 164H244L243 163V159H244V157H239V159H238V162L236 163V166L234 167V168H232L234 171H236V173L234 174V176L233 177H230L229 179L231 180V181H233L234 182V180H237V175L238 174H242L243 173V180L242 181H244V187H243V192H246V193H252V192H254L255 191V189L257 190V191H261V192H263L264 193V148L261 150V152H259ZM74 154V153H73ZM72 154V155H73ZM133 154H134V152H133ZM206 154V153H205ZM208 154H210V153H208ZM1 155V154H0ZM14 155V154H13ZM130 155H132V154H130ZM163 155V154H162ZM35 156V157H34ZM75 156V155H74ZM208 156V155H207ZM229 156H231V155H229ZM252 156V155H251ZM11 157V156H10ZM88 157H90V156H88ZM170 157V156H169ZM173 157V156H172ZM206 157V156H205ZM13 158V157H12ZM228 158V157H227ZM6 159V158H5ZM4 159V160H5ZM79 158H77L76 160H78ZM88 159V158H87ZM222 159V158H221ZM134 160V159H133ZM13 161V162H14ZM54 161V160H53ZM103 161H105V160H103ZM136 161V160H135ZM152 161V160H151ZM203 161V160H202ZM66 162V161H65ZM86 161L84 160L83 161V163L81 164V165H83L84 163H85ZM129 162V161H128ZM134 162V161H133ZM132 162V163H133ZM144 162V161H143ZM146 162V161H145ZM205 162V161H204ZM209 162V161H208ZM3 160H2V156H0V165H3ZM7 163V162H6ZM9 163V162H8ZM60 162H58L57 163V165L56 166H58V164H59ZM64 163V162H63ZM74 163V162H73ZM137 163H138V161H137ZM142 163V162H141ZM150 163H152V162H150ZM195 163L197 164L198 162L197 161H195ZM209 163H211V162H209ZM209 163H207V164H209ZM215 163V162H214ZM240 163V164H239ZM71 164V163H70ZM91 164V163H90ZM155 164V163H154ZM182 164V163H181ZM180 164V162L179 161H175V162H173V164H169V165H165L161 170H159V172L157 173V175L154 177L155 179H154V182L152 183L151 182V184H149V185H147V186H145L140 192H138V196L136 197L137 199H134V197H133V199H134V201L133 202H129V204L127 205V206H124L123 204H121V205H119V206H116V210H121L122 208H124V207H126V208H124V209H122V211L123 212H127L128 213V215H126L125 216V214L122 212V211H120V212H115L116 210H114L113 211V214H111V215H109L108 216V220H107V222H108V225H107V228H110V230L113 232V231H115V232H117L118 234H121V233H123V232H125L126 230H128V229H132L133 231H135L137 234H138V232H140L139 230H140V228H142V225H143V223L142 222H144L145 220H147V219H150L151 217L150 216H148V218L146 219L145 218V212H147L146 210H147V207L146 206H142V202H138V201H140L141 199H143L148 193H150V192H152V191H157L158 189H159V187L161 186L160 184L157 186V184H158V182H162L163 180H165V179H167L166 181H167V183H166V185L167 186H170V175L172 174L171 172V170L169 169L171 166H173L174 167V165H176V166H178V165H181ZM231 164H233V163H229V166L231 165ZM63 165V164H62ZM81 165L79 166V167H81ZM86 165V164H85ZM152 165V164H151ZM221 165V164H220ZM54 166V165H53ZM67 166V165H66ZM205 166V165H204ZM6 167V166H5ZM62 167V166H61ZM73 167H74V165H73ZM97 167V166H96ZM99 167V166H98ZM134 167V166H133ZM158 166H156L155 168H157ZM219 167V166H218ZM72 168V167H71ZM120 168V167H119ZM151 168H153V167H151ZM181 168V167H180ZM186 168V167H185ZM217 167H213V166H211V168H210V171H211V175L212 174H214V173H218V171H223V170H217L216 169ZM61 169V168H60ZM63 169V168H62ZM113 169V168H112ZM182 169V168H181ZM57 169L55 168H53V169H50V172L49 173H46V174H48V176H47V178H46V180H48L49 178H50V176H52L53 175V173L56 171ZM80 170V176H82L83 175V173L86 171V167L85 166H83V167H81V169H79ZM114 170V169H113ZM147 170V169H146ZM3 170H1L0 169V173L2 172ZM60 171V170H59ZM74 171V172H73ZM73 171H70L68 174H66V175H62L61 176V178L59 177H57L58 179L57 180H55L56 181V185H54V186H56V187H59L60 189H64V191H66L67 189H70L69 188V185L75 180V179H79L80 177H78V176H76V171L75 170H73ZM110 171V170H109ZM150 171V170H149ZM148 171V172H149ZM176 172V171H175ZM175 172H173V173H175ZM179 172V171H178ZM4 174L6 173L5 171L3 172ZM14 173H15V175H17V178H15V175H14ZM61 173V172H60ZM113 173V172H112ZM134 173V172H133ZM145 173V172H144ZM156 173V172H155ZM55 174H57V173H55ZM103 174V173H102ZM131 174V173H130ZM179 174V173H178ZM232 173H229V175H231ZM7 175V174H6ZM5 175V176H6ZM78 175V174H77ZM105 175H106V173H105ZM140 175H142V174H140ZM205 175V174H204ZM209 173H207L205 176H204V179L201 181V183L199 184V186L201 187V186H204V184L207 182V180H208V178H210V176H211ZM228 174L227 173H225L224 171H223V173L222 174H219V175H216V176H214V181L215 182H217L219 179H221V178H224V176H226V177H228L227 176ZM117 176V175H116ZM134 176V175H133ZM144 176V175H143ZM150 176V175H149ZM100 177V176H99ZM124 177V176H123ZM127 177V176H126ZM182 177V176H181ZM202 177V176H201ZM206 177V178H205ZM7 178V177H6ZM21 178V179H20ZM88 178V177H87ZM125 178V177H124ZM128 178V177H127ZM126 178V179H127ZM145 178V177H144ZM149 178H151V176L149 177ZM174 178V177H173ZM4 179V178H3ZM31 179V178H30ZM52 179V178H51ZM108 179H109V177H108ZM121 179V178H120ZM178 179V178H177ZM176 179V180H177ZM201 179V178H200ZM212 179H213V177H212ZM0 180L2 181V179L0 178ZM84 180L86 181L87 179H86V174L84 173ZM134 180V179H133ZM136 180V179H135ZM150 180H152L153 181V179H150ZM173 180H175V179H173ZM52 181V180H51ZM51 181H49V182H51ZM101 181V180H100ZM99 181V182H100ZM106 181V180H105ZM123 181V180H122ZM126 182H127V180H125ZM141 181V180H140ZM180 181V180H179ZM54 182V181H53ZM143 182V181H142ZM181 182V181H180ZM183 182V181H182ZM211 183H212V181H210ZM241 182V181H240ZM176 183V182H175ZM186 183V182H185ZM193 183V182H192ZM191 183V184H192ZM44 184V183H43ZM46 184V183H45ZM48 184V183H47ZM50 184V183H49ZM126 184V183H125ZM124 184V185H125ZM140 184H141V182H140ZM147 184V183H146ZM162 185H164V182L163 183H161ZM173 184V183H172ZM36 185H38V184H36ZM109 185V184H108ZM127 185V184H126ZM132 185H134V183L132 184ZM131 185V186H132ZM138 185V184H137ZM142 185H143V183H142ZM187 185H188V183H187ZM197 185H198V183H197ZM221 185V184H220ZM237 185V184H236ZM235 185V186H236ZM1 186V185H0ZM26 186V185H25ZM190 186H192V185H189V187ZM213 186V185H212ZM234 186V187H235ZM27 187V186H26ZM38 187H40V184H39V186ZM107 187H109V186H107ZM106 187V188H107ZM128 187V186H127ZM142 187V186H141ZM171 187V186H170ZM188 187V188H189ZM2 188V187H1ZM4 188V187H3ZM34 188V187H33ZM125 188H126V186H125ZM133 188V187H132ZM192 188V187H191ZM211 188H213V187H211ZM193 189V188H192ZM194 189H195V187H194ZM197 189V188H196ZM236 189V188H235ZM4 190V189H3ZM107 190V189H106ZM126 190H127V188H126ZM128 190H129V188H128ZM137 190V189H136ZM173 190V189H172ZM203 190V188L202 189H199V190H197V193H199V192H201ZM206 190H207V188H206ZM1 191V190H0ZM6 191V190H5ZM53 191V190H52ZM138 191V190H137ZM159 192H160V190H159ZM215 192V191H214ZM233 192H234V190H233ZM243 192H242V195H244L243 194ZM1 193V192H0ZM161 193V192H160ZM194 193H195V190H194ZM22 194V193H21ZM134 194V193H133ZM163 194V193H162ZM196 194V193H195ZM136 195V194H135ZM134 195V196H135ZM169 195V194H168ZM56 196V195H55ZM104 196V195H103ZM132 196V195H131ZM174 196V195H173ZM186 196V195H185ZM1 197V196H0ZM166 197V196H165ZM169 197V196H168ZM198 197V196H197ZM209 197H211V196H209ZM66 198V197H65ZM71 198V197H70ZM121 198H122V196H121ZM126 198H128V196L126 197ZM132 198V197H131ZM130 198V199H131ZM163 198V197H162ZM173 198V197H172ZM212 198V197H211ZM227 198H230V197H227ZM227 198H226V200H227ZM145 199H147V198H145ZM144 199V200H145ZM153 199H154V197H153ZM1 200V199H0ZM18 200H19V198H18ZM51 200V199H50ZM101 200H102V198H101ZM149 200V199H148ZM154 201V200H153ZM182 201V200H181ZM195 201V200H194ZM196 201H198L197 199H196ZM214 201H216V200H214ZM223 201V200H222ZM228 201V200H227ZM262 200H260L259 202H258V204L256 205V208H257V210H258V212L259 213H257L256 211H254V212H249V213H247L246 211L244 212V213H242V214H239V215H242V216H240V218L239 217H237L238 219H236V221L234 222V224H233V221L235 220H231L230 221V223L228 224V226H227V224H226V222H223V220H222V223H221V225H218V223L221 221L220 220V212H221V209H219V207L215 204V203H213V201H209L208 202V204H212V206H211V213L210 214H207V215H203V216H205L203 219H205L206 218V221L209 223L208 224V228H209V225H211L212 227H214V228H216L217 229V226H220V237H218L217 239H218V244L216 245V247H215V249H214V252H213V256H211V258H212V260H211V262H209V263H207V264H264V202H261ZM122 202V201H121ZM178 202V201H177ZM186 201H184V203H185ZM157 203H158V201H157ZM164 203V202H163ZM204 203V202H203ZM221 203V202H220ZM178 204V203H177ZM141 205V206H140ZM156 205V204H155ZM190 204H188V206H189ZM219 205V204H218ZM17 206V205H16ZM124 206V207H123ZM137 207H145V209H143V211H137ZM149 207V206H148ZM178 207H180V206H178ZM230 207H231V205H230ZM229 207V208H230ZM24 208V207H23ZM115 208V207H114ZM18 209V208H17ZM201 209V208H200ZM237 209V208H236ZM40 210H42V209H40ZM150 210L152 211L153 209H151L150 208ZM178 210V209H177ZM176 210V211H177ZM210 210V209H209ZM209 210H208V212H209ZM231 210V209H230ZM238 210V209H237ZM250 210V209H249ZM8 211V210H7ZM44 211V210H43ZM70 211V210H69ZM135 211H137V212H135ZM163 211H165V210H163ZM168 211V210H167ZM166 211V212H167ZM251 211V210H250ZM9 212V211H8ZM150 212V211H149ZM153 212V211H152ZM154 212H155V210H154ZM178 212V211H177ZM180 212V211H179ZM192 212V211H191ZM207 212V213H208ZM235 212H240V211H235ZM256 212V213H255ZM126 213V214H127ZM159 213V212H158ZM176 213V212H175ZM182 213V212H181ZM124 214V215H123ZM147 214V213H146ZM149 215L151 214L152 215V213H148ZM154 214H156V213H154ZM168 214V213H167ZM186 214V213H185ZM238 214V213H237ZM104 215V214H103ZM166 215V214H165ZM173 215V214H172ZM176 215H177V213H176ZM188 215V214H187ZM163 216H164V214H163ZM162 216V217H163ZM166 216H170V215H166ZM166 216H164V217H166ZM178 216H179V214H178ZM231 215L230 214H228L227 215V217H225V219H224V221H226L229 217H230ZM20 217V216H19ZM52 217V216H51ZM102 217V216H101ZM192 217H193V215H192ZM166 218H169V217H166ZM165 218V219H166ZM175 218V217H174ZM191 218V217H190ZM200 218V217H199ZM16 219H17V217H16ZM19 219V218H18ZM23 219V218H22ZM32 219V218H31ZM145 219V220H144ZM164 219V220H165ZM189 219V218H188ZM223 219V218H222ZM10 220V219H9ZM24 220V219H23ZM142 220H144V221H142ZM156 220V219H155ZM163 220V221H164ZM183 220V219H182ZM148 221V220H147ZM151 221V220H150ZM150 221H148V222H150ZM153 221H154V219H153ZM152 221V222H153ZM174 221V219L172 220V222ZM180 221V223L182 222L181 220H179ZM185 221V220H184ZM183 221V222H184ZM20 222H21V220H20ZM147 222V223H148ZM157 222H159V221H157ZM156 222V223H157ZM162 222V221H161ZM167 222V221H166ZM170 222V221H169ZM182 222V226L183 225H185L184 223ZM186 222V221H185ZM154 223V222H153ZM163 223V222H162ZM192 223H194V221L192 222ZM192 223H190V224H192ZM165 224V223H164ZM172 224V223H171ZM8 225V224H7ZM15 225V224H14ZM161 225V224H160ZM163 225V224H162ZM167 224H165V226H166ZM169 225V224H168ZM207 225V224H206ZM0 226H1V224H0ZM18 226V225H17ZM150 226H152L151 224H150ZM154 226H157V225H154ZM164 226V225H163ZM163 226L161 227V226H159V228H160V230L161 229H164L163 228ZM181 226V225H180ZM195 226V225H194ZM6 227V226H5ZM18 227H20V225L18 226ZM146 227V226H145ZM173 228H174V226H172ZM1 228V227H0ZM147 228V227H146ZM149 228H151V227H149ZM152 228H154L155 229V227H152ZM184 228V227H183ZM189 228H190V226H189ZM13 229V228H12ZM16 229V228H15ZM144 229V228H143ZM169 229V228H168ZM207 229V228H206ZM3 230V229H2ZM8 230V229H7ZM167 230V229H166ZM172 229H170V231H171ZM177 231H178V229H176ZM180 230V229H179ZM191 230V229H190ZM215 230V229H214ZM149 231V230H148ZM147 231V232H148ZM151 231H153V230H151ZM155 231V230H154ZM185 231V230H184ZM183 231V232H184ZM188 231V230H187ZM219 231V230H218ZM130 232V231H129ZM144 232H146L145 231V229H144ZM162 232V231H161ZM167 232V231H166ZM169 232V231H168ZM167 232V233H168ZM172 232V231H171ZM179 232V231H178ZM191 232V234H190V236H189V239L187 240V236L186 237H184L182 240H180L179 241V239H178V241H179V243H178V245L176 246L177 247V254L176 255H174L173 256V263L174 264H205V261L208 259V257H207V254L210 252V249H209V245H210V241L208 242V244H205V245H202L201 244V241H200V237L203 235V234H200L199 232H197V229H196V227H195V229L194 230H191L190 231ZM216 232V231H215ZM136 233H135V235H136ZM152 233V232H151ZM153 233H155V232H153ZM165 233V232H164ZM175 233V232H174ZM206 233H207V231H206ZM209 233V232H208ZM207 233V234H208ZM213 233H214V231H213ZM1 234V233H0ZM132 234V233H131ZM150 234V233H149ZM157 233H155V235H156ZM159 234V233H158ZM157 234V235H158ZM168 234H170V233H168ZM167 234V235H168ZM187 234V233H186ZM210 234H212V233H210ZM140 235H142V234H140ZM140 235H138L139 237H140ZM144 235V234H143ZM163 235H165V234H163ZM177 236V235H176ZM185 236V235H184ZM210 236V235H209ZM2 237H4V234H3V236ZM165 237V236H164ZM168 237V236H167ZM167 237H165V239L167 238ZM178 237V236H177ZM130 238H131V236H130ZM12 239V238H11ZM134 239H136V238H134ZM142 239V238H141ZM165 239H163V240H165ZM169 239V238H168ZM171 239H173V238H171ZM171 239H169V240H171ZM8 240V239H7ZM129 240V239H128ZM186 240H187V243H186ZM205 240H207V239H205ZM210 240V239H209ZM119 241V240H118ZM129 241H131V240H129ZM133 242V241H132ZM167 242V241H166ZM166 242H163L162 241V243L165 245V243ZM176 242V241H175ZM137 243V242H136ZM169 243V242H168ZM168 243H166L167 245H168ZM203 243V242H202ZM127 244V243H126ZM161 244V243H160ZM1 246V245H0ZM115 246V245H114ZM121 246V245H120ZM126 246V245H125ZM158 246H159V244H158ZM160 246H162V245H160ZM90 247V246H89ZM164 247V246H163ZM161 247H159V249H160ZM211 248V247H210ZM105 249H108V248H105ZM125 249V248H124ZM169 249V248H168ZM82 250V249H81ZM90 250V249H89ZM89 252V251H88ZM164 252H166L165 250H164ZM168 252V251H167ZM67 253V252H66ZM146 253V252H145ZM65 254V253H64ZM67 254H69V253H67ZM88 253H86L85 254V256H90V255H87ZM147 254V253H146ZM166 254V253H165ZM61 255V254H60ZM81 255V254H80ZM122 255H124V253L122 254ZM157 255V254H156ZM69 256V255H68ZM79 256V255H78ZM163 256V255H162ZM70 257V256H69ZM80 257V256H79ZM144 257V256H143ZM159 257V256H158ZM97 258V257H96ZM142 258V257H141ZM140 258V260H142ZM147 258V257H146ZM163 258H165V257H163ZM98 259V258H97ZM96 259V260H97ZM105 259V258H104ZM121 259V258H120ZM151 259V258H150ZM159 259H160V261H163V260H161V258L159 257ZM166 259H167V254H166ZM165 259V260H166ZM210 259V258H209ZM71 260V259H70ZM115 260V259H114ZM122 260V259H121ZM131 260H133V258L131 257ZM139 260V261H140ZM144 260V259H143ZM147 260H149V259H147ZM146 259H145V263H148V262H146L147 261ZM152 260V259H151ZM157 260V259H156ZM107 261V260H106ZM119 261V260H118ZM150 261V260H149ZM158 261V260H157ZM28 261H26V263H27ZM59 262V261H58ZM134 262V261H133ZM136 262V261H135ZM250 262V263H249ZM96 263V262H95ZM115 263V261L113 262V263H109V264H114ZM142 263V262H141ZM140 262H139V264H141ZM164 263V262H163ZM30 264V263H29ZM99 264V263H98ZM102 264V263H101ZM143 264V263H142ZM165 264V263H164ZM170 264V263H169Z\"/></svg>","mask_w":264,"mask_h":264}]
</instances>
